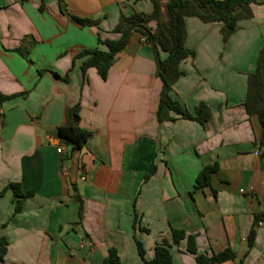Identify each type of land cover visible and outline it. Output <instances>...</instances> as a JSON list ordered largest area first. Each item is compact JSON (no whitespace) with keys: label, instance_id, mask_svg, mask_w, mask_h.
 I'll list each match as a JSON object with an SVG mask.
<instances>
[{"label":"crops","instance_id":"obj_1","mask_svg":"<svg viewBox=\"0 0 264 264\" xmlns=\"http://www.w3.org/2000/svg\"><path fill=\"white\" fill-rule=\"evenodd\" d=\"M252 1V17L226 42L222 24L184 19L193 56L170 96L191 114L206 105L202 126L172 113L157 121L162 83L139 33L105 75L88 64L85 51L106 50L97 38L118 40L119 17L150 14L151 0H0V264H102L111 249L120 264H143L135 239L150 260L162 239L171 244L170 228L195 236L198 255L230 249L234 260L221 264H264V226L254 225L264 214V146L244 108L264 43V0ZM73 107V125L90 133L79 148L57 131ZM213 164L209 185L196 188ZM9 184L30 192L18 213ZM170 252L172 264H196L186 240Z\"/></svg>","mask_w":264,"mask_h":264},{"label":"trees","instance_id":"obj_2","mask_svg":"<svg viewBox=\"0 0 264 264\" xmlns=\"http://www.w3.org/2000/svg\"><path fill=\"white\" fill-rule=\"evenodd\" d=\"M152 12L148 15L133 13L130 16L119 17L114 32L119 34L118 40H101L97 38L98 44L105 46L106 50L93 49L85 51L89 55L88 64L95 67L102 75H105L115 59V55L128 42L133 33L137 32L145 41L152 45L155 55L156 76L161 80L162 87L159 95L156 118L158 122L174 121L171 113L181 119L193 120L200 125H204L209 119L210 112L206 105L200 103L194 110V114L189 113L180 103L171 98L170 92L174 82L183 74L179 69L180 63L188 57L193 56V51L184 46L186 29L184 19L186 17H196L203 23H220L221 34L224 42L237 29L238 22L242 19L252 17V0H166L161 4L159 0H151ZM63 11V6L60 4ZM73 19L81 26H92L95 24L89 19ZM149 24H153L150 27ZM162 51L167 54L164 60L158 56ZM8 97L0 95V105ZM244 108L248 116H257L261 126L258 139V146H264V43L259 51L255 71L247 76L246 96ZM77 115V108L68 109L65 125L58 128V135L67 143L79 148L88 140L90 133L74 126L72 119ZM217 170V164L204 167L197 176L196 188H203L209 185L212 174ZM16 197L14 212H20L23 200L30 195L22 194L19 184H9ZM259 222L264 223V214L254 218V225ZM136 221L133 226L135 228ZM171 244L177 245L182 240H186V251L195 257L196 264H221L234 260L235 254L230 249L207 255H198L196 251L195 236H186L182 230L170 228ZM254 238L253 230L248 236V246L250 247ZM137 253L143 264H172L170 252L171 244L162 239L154 247L152 259H144L142 244L135 239ZM6 241L0 239V260L6 251ZM102 264H120L119 258L114 249L109 250L107 258ZM238 264H241V260Z\"/></svg>","mask_w":264,"mask_h":264},{"label":"built area","instance_id":"obj_3","mask_svg":"<svg viewBox=\"0 0 264 264\" xmlns=\"http://www.w3.org/2000/svg\"><path fill=\"white\" fill-rule=\"evenodd\" d=\"M61 151H62L61 147H59V148L56 149V152H57L58 154H60ZM257 226H259V227H260V226H264V223H263V222H259Z\"/></svg>","mask_w":264,"mask_h":264}]
</instances>
